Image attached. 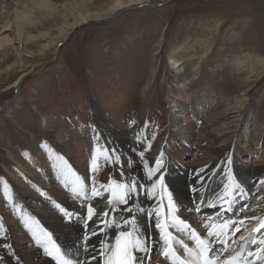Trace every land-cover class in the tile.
Segmentation results:
<instances>
[{"label": "rangeland", "instance_id": "rangeland-1", "mask_svg": "<svg viewBox=\"0 0 264 264\" xmlns=\"http://www.w3.org/2000/svg\"><path fill=\"white\" fill-rule=\"evenodd\" d=\"M109 1L93 0L92 9ZM144 1L109 21L79 26L66 39L60 31L64 22L53 14L45 18L41 15L39 28L27 31L35 38L24 40L22 55L13 48L17 41L0 49V191H4L0 205L9 213L18 208L14 199L19 194V179H28L19 178L23 172L20 164L27 167L33 158L60 156L53 144L58 133L68 143L77 136L93 139L97 124L90 98L101 109L98 122L110 123L116 130L115 138L131 130L137 118L144 116L136 147L125 149L127 143H121L130 158L139 152H145L146 157L152 150L158 151L156 147L168 135L174 113L179 114L177 106L184 104L191 110L200 96L208 111L193 122L198 130L220 129L225 124L220 117L243 105L239 115L242 118L251 113L252 122L239 128L241 136L247 135L254 144L264 142V0ZM78 3L59 0L60 16L68 19L77 11L74 6ZM11 36L17 38L14 32ZM53 39H60L57 49H45ZM182 45L188 52L174 55L176 47ZM207 47L211 51L205 57ZM170 56L179 61L180 67L172 65ZM201 57L202 68L194 75L192 68ZM45 62V67L20 86H13L22 73ZM155 69L157 75L146 88ZM45 142L48 148L42 147ZM221 142L217 140V144ZM96 144L90 147L91 158L97 147L103 148V144ZM116 154L106 162L104 153H97L98 183H107L110 174L119 180L121 166L126 178L124 160L115 162ZM61 157L65 163L71 156ZM169 160L162 157L161 172ZM133 169L132 173L142 172L141 166ZM41 193L44 190L38 193L44 198ZM249 193V198L235 204L232 212L249 215L264 208V185ZM98 203L104 204L103 199ZM25 215L31 214L26 211ZM193 221L199 223V216ZM176 235L180 239L179 233ZM156 257L153 253L152 258Z\"/></svg>", "mask_w": 264, "mask_h": 264}, {"label": "bare ground", "instance_id": "bare-ground-1", "mask_svg": "<svg viewBox=\"0 0 264 264\" xmlns=\"http://www.w3.org/2000/svg\"><path fill=\"white\" fill-rule=\"evenodd\" d=\"M143 2L145 1L110 0L107 5L98 9H92L93 0H79L78 5L74 6L77 11L73 12L68 19H64L65 17L60 16L61 8H59V0H0V23L2 24V29H0V49L10 47L17 41L18 44L15 47L13 45V48L16 53L22 55L24 40L35 38L33 34H28L27 31L30 27L39 28L37 26L43 23L41 15H44L45 18L53 14L64 22L60 31L62 38L66 39L79 26L109 21L119 16L123 10ZM13 32L17 38L11 36ZM40 36L45 35L41 34ZM59 43L60 39H53L44 48L49 49L52 47L56 50ZM160 47L161 44H159L158 48ZM174 51H176L174 55L188 52L183 45L176 47ZM210 51L211 48L207 47L205 57ZM156 53H159V49H157ZM169 59L173 62L172 65L174 67H180L179 61L175 60L174 57L170 56ZM198 60L200 61L196 65L194 64L191 71L194 75L202 68L201 65L204 57ZM47 64L48 62L42 63L36 68H30L28 71L22 73L15 80L13 86H20L26 78L32 76ZM251 68L253 69V67ZM252 69L251 71L253 72ZM155 75H157L156 69L146 88L154 81ZM248 94L250 93L246 92L245 95ZM239 102V104H244L243 101ZM90 106L95 120L94 123L97 124V128L93 133V139L88 138V136H77L78 138L68 143L62 133L56 134L53 138L54 147L59 151L60 156L58 157L71 156L67 157V159H69L68 161L72 160L74 163L65 164L58 157L54 158V156H50L44 159L40 157L33 158L27 167L20 164L23 172L20 173L19 178L27 176L28 179L17 180L19 184H17L16 188H18L19 194L15 197L14 203L18 208H14L15 211L9 213L2 204L0 205V220L4 224L7 235V240H0V245L3 243H10L12 245L11 250L0 247V256L5 257L6 264H17L15 257L11 255L12 250L15 251L16 256L21 258V264H55V261L44 254L43 248L36 245L33 231L39 235L42 229H46L52 233L53 239L64 248H72L79 241L83 235L82 222L77 221L75 218L70 222L56 205L59 204L61 207L77 212L81 211L80 202L75 198L71 188L74 184L78 183V176L85 178L84 182L86 184L90 182L87 179L90 175L89 169L92 160V148L90 147L94 144L97 145L96 143L103 144V147L105 145L108 148L114 147L117 150L116 153L120 155V159L124 160L123 163L126 166V178L128 180L131 179L133 174L143 177L145 173L143 167L144 161H147L148 165L151 166L158 159V156L161 158V153H163V156L170 159L166 165V169L162 170L167 189L171 191L174 200L181 209L183 217L199 233H204L205 235L207 231L204 228L205 217L214 216L218 211V208L209 207V204L215 202L216 195L223 190V185L228 182L229 177L241 182L252 193L260 185L258 182L264 180V142L262 144H254L251 142L252 140L250 141V139L246 138L247 135L246 137L241 136L239 131L241 126H247L246 124L252 122L250 118L251 113L242 118L239 115L243 110L242 108L245 107L243 105L239 107L235 106L228 110L224 116L220 117L225 120V124L220 129L211 131L206 128L198 130L193 123L208 111V107L201 96L197 98L191 110L184 104H182V107L177 106L179 107V114L174 113L172 121H170L171 127L168 135L156 147L158 151L153 152L152 150L149 154L150 156L143 157V160L140 159L138 154L132 155L131 158L129 155V159L121 143H127L124 146L125 149L130 147L129 150H131L132 147H136L137 136L142 129L144 116H139L132 129L124 132L127 135L119 133V137L115 138L113 136H115L116 130L111 127L110 123L105 121L98 122L101 116V109L94 104L92 98H90ZM185 123H187V126ZM109 136L110 140H108ZM217 140L222 141V144H217ZM229 158L231 159L230 165L227 163ZM129 160H131V167L128 166ZM180 163L182 166L179 165ZM248 163L255 166H248ZM135 165L136 167L141 166L142 172L135 170L137 173H132L131 170H134L133 167ZM193 187H197L199 191L194 193L192 191ZM43 190L46 195H43L44 198H40L38 193L43 192ZM3 192L0 193V202ZM98 200H94L92 203L98 210H102L106 207L107 195L103 199L104 204L100 205ZM140 201L143 207L151 210L153 201L147 200L143 195L140 197ZM166 201L167 198L165 199V203ZM201 201L204 202L201 203ZM240 201L238 200L235 204L240 203ZM21 205H24V207ZM10 207H13L12 202ZM197 207L200 209L199 212L195 211ZM10 209L7 208V210ZM26 211L31 214L29 215L32 216L31 218L25 215ZM231 213L227 212L217 219H234V217L241 219L245 216L238 212L234 213L233 216ZM197 216H199L200 222L194 224L193 220ZM246 216L248 218L264 216V208L261 211ZM138 220L148 232L153 231L148 226L149 222L146 214L138 213ZM90 227H93V225H90ZM179 236L183 241H191L185 235L179 233ZM93 240L95 241L96 237H93ZM153 253H157V257L155 258L158 260L157 263L152 258ZM93 264H97V262L93 261ZM148 264H168V261L161 254V246L159 244L152 248L151 260Z\"/></svg>", "mask_w": 264, "mask_h": 264}, {"label": "snow or ice", "instance_id": "snow-or-ice-1", "mask_svg": "<svg viewBox=\"0 0 264 264\" xmlns=\"http://www.w3.org/2000/svg\"><path fill=\"white\" fill-rule=\"evenodd\" d=\"M42 147L49 146L45 142ZM101 152L104 153L103 159L107 162L112 160L117 150L109 149L107 145L103 148L97 147L91 160L90 175L87 177L90 184H86L85 178L78 176V183L71 188L75 198L80 202L81 211L56 205L70 222L73 218L82 222L83 235L79 241L72 248H64L46 229H42L39 235L33 231L36 245L42 247L44 254L55 261V264H93V261L97 264H148L151 260L152 248L157 244L161 246V254L170 264H193L191 259L181 258L180 249L189 257H194L197 264H253L251 258L254 253L250 245L260 246L255 254V260L261 261V253H264V238H261L264 237L262 231L264 217L248 218L245 215L241 219H217L231 211L238 200L249 198V190L241 182L229 177L228 182L223 185V190L216 195L215 202L209 204V207L218 208V211L214 216L205 217L204 228L207 231L206 235L202 236L183 217L179 205L171 191L167 189L164 174L161 172L163 153L151 166L144 161L143 177L133 174L128 180L121 166L119 180L110 174L107 183H98L95 174L99 171L100 157L97 153ZM138 155L143 160L144 153L139 152ZM115 162L120 163L119 154L115 155ZM227 163L231 164L230 158ZM128 166L131 167V160ZM258 183L264 185V180ZM192 191L195 193L199 189L193 187ZM164 194L167 197L166 203ZM105 195H107L106 207L98 210L92 201L104 199ZM142 195L147 200L153 201L151 210L141 205ZM195 211L199 212V207ZM138 213L146 214L152 232H148L139 222ZM252 222H255L256 226L247 235L236 237V233H240L242 228ZM230 230L231 235H229ZM176 233L192 240L196 246L195 250L189 248ZM93 237H96L95 241ZM0 240H7L2 220H0ZM0 247L12 249L10 243H3ZM11 255L15 257L17 264H21V258L16 256L14 250L11 251ZM0 264H6L4 256H0Z\"/></svg>", "mask_w": 264, "mask_h": 264}]
</instances>
